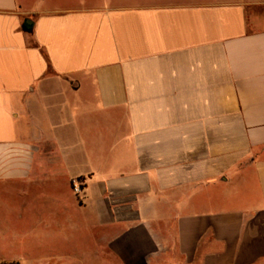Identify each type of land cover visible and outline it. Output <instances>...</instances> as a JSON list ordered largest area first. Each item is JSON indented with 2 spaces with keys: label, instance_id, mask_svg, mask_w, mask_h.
Returning a JSON list of instances; mask_svg holds the SVG:
<instances>
[{
  "label": "crops",
  "instance_id": "1",
  "mask_svg": "<svg viewBox=\"0 0 264 264\" xmlns=\"http://www.w3.org/2000/svg\"><path fill=\"white\" fill-rule=\"evenodd\" d=\"M29 260L264 264V0H0V264Z\"/></svg>",
  "mask_w": 264,
  "mask_h": 264
},
{
  "label": "built area",
  "instance_id": "2",
  "mask_svg": "<svg viewBox=\"0 0 264 264\" xmlns=\"http://www.w3.org/2000/svg\"><path fill=\"white\" fill-rule=\"evenodd\" d=\"M70 188L76 196H80L83 193L84 184L82 180L75 178L71 180Z\"/></svg>",
  "mask_w": 264,
  "mask_h": 264
},
{
  "label": "water",
  "instance_id": "3",
  "mask_svg": "<svg viewBox=\"0 0 264 264\" xmlns=\"http://www.w3.org/2000/svg\"><path fill=\"white\" fill-rule=\"evenodd\" d=\"M24 23H25L24 25L25 29L29 30L32 26V22L29 19H26Z\"/></svg>",
  "mask_w": 264,
  "mask_h": 264
},
{
  "label": "rangeland",
  "instance_id": "4",
  "mask_svg": "<svg viewBox=\"0 0 264 264\" xmlns=\"http://www.w3.org/2000/svg\"><path fill=\"white\" fill-rule=\"evenodd\" d=\"M27 264H37V263L32 262V261L29 260Z\"/></svg>",
  "mask_w": 264,
  "mask_h": 264
}]
</instances>
